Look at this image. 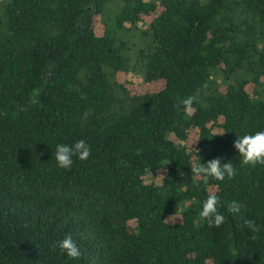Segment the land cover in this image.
I'll return each mask as SVG.
<instances>
[{
	"label": "trees",
	"instance_id": "16d2710c",
	"mask_svg": "<svg viewBox=\"0 0 264 264\" xmlns=\"http://www.w3.org/2000/svg\"><path fill=\"white\" fill-rule=\"evenodd\" d=\"M260 130L264 0H0V264H264V165L233 146ZM216 157L236 175L196 186Z\"/></svg>",
	"mask_w": 264,
	"mask_h": 264
},
{
	"label": "clouds",
	"instance_id": "9594fccd",
	"mask_svg": "<svg viewBox=\"0 0 264 264\" xmlns=\"http://www.w3.org/2000/svg\"><path fill=\"white\" fill-rule=\"evenodd\" d=\"M195 99L194 96H188L179 100V104L184 107L186 113L193 114L194 109L192 105ZM233 146L238 151L239 157H242V166L264 165V130L256 131L254 134L237 136L233 141ZM90 155L91 148L83 139L77 140L71 145L58 143L55 146V161L61 168H70L74 156L78 157L80 160H86ZM221 159V157H216L205 163H201L200 160L192 163L190 168L192 177L194 178L193 183L199 186L201 182L207 185L209 178L218 181H223L225 178L232 179L236 175L237 169L234 167L233 163L229 161L221 163ZM220 203V198L215 191H209L207 197L202 202L199 216L202 220L207 222L210 228H219L225 223V216L218 211ZM226 207L229 213L239 214L244 205L237 200H232L227 203ZM243 224L253 233H258L260 231V227L254 220L244 219ZM251 238L256 239V236L253 235ZM53 247L59 248L61 252L66 253V255L71 258H78L81 255L79 247L70 234L65 235L61 240L55 242Z\"/></svg>",
	"mask_w": 264,
	"mask_h": 264
}]
</instances>
